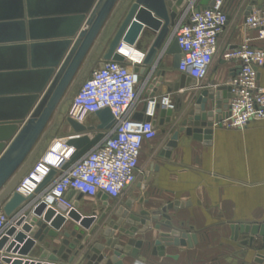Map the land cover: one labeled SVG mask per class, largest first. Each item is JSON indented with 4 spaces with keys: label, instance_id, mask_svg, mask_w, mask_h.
<instances>
[{
    "label": "water",
    "instance_id": "95a60500",
    "mask_svg": "<svg viewBox=\"0 0 264 264\" xmlns=\"http://www.w3.org/2000/svg\"><path fill=\"white\" fill-rule=\"evenodd\" d=\"M124 1L0 0V208L10 218L17 219L0 233V264H81L85 258L86 264H126L127 258H133V264H146L140 259L146 243L137 239V234L147 233L152 228L170 229L160 232L158 244L150 245V253L154 256L176 259L177 256L166 253L168 247L193 249L200 242L196 232L182 231L173 225L168 212L184 207L181 201L170 202L151 212L145 209L136 212L134 205H143L144 198H129L114 208L109 197L104 195L106 211L99 218H83L75 209L64 215L45 203L29 213L31 198L16 191L57 124L62 106L82 82ZM215 1L200 0L192 12H199ZM259 2L250 0L245 14L248 15ZM187 3L188 0H134L102 55L100 65L106 60L124 62L126 58L121 54L124 44L141 49L142 37L154 35L146 50L144 66L136 67L135 71L140 73V80L145 81L160 68L147 91L155 95L167 73L163 58L172 55V67H179L182 51L172 28ZM185 86L201 89V92L168 145L176 146L180 132L211 144L215 126L223 127L222 121L230 114V87L202 88L197 86L195 79L182 75L173 88L179 91ZM182 102V98L178 100L175 110L161 109L159 120L145 114V104L134 119L153 120L165 133L163 126L185 115ZM95 117L98 124H85L67 116V123L73 130L67 144L74 147L75 152L63 170L99 144L105 133L115 126L116 118L110 108L97 111ZM90 132L96 134L91 136ZM57 174V170H51L38 186L37 193L48 188ZM112 213L115 218H111ZM161 216L164 221H160ZM69 219L77 222L72 231L65 229ZM236 228L240 234L249 236L245 245L253 246L256 238L264 243V223H240ZM98 232L102 240L92 243L91 237ZM60 236H63L60 246L46 261L36 262L37 258H45L46 249L42 243L46 237L56 239ZM123 237H128L124 243ZM106 251L111 254L106 255Z\"/></svg>",
    "mask_w": 264,
    "mask_h": 264
},
{
    "label": "crops",
    "instance_id": "0c3cea01",
    "mask_svg": "<svg viewBox=\"0 0 264 264\" xmlns=\"http://www.w3.org/2000/svg\"><path fill=\"white\" fill-rule=\"evenodd\" d=\"M199 2L200 0H198ZM190 3L191 0H188L187 6L181 10L179 18L176 20L177 24L175 23L172 28L174 36ZM248 3L249 0H242L233 7L230 20L224 32L219 36V52L203 82L204 88L227 85L228 78L235 72V63L220 58V53L225 48L235 47L247 38L251 40L252 44L264 47V41L257 39L256 31L249 29L244 23ZM263 4L264 0H260L257 6ZM110 39L108 33V45ZM106 42L105 40L104 45L100 46L92 57L82 81L92 69L99 66L100 58L107 49ZM141 49L146 51L148 48L141 43ZM137 56L138 51L136 58ZM172 61V55L163 58L167 67L165 81L169 87H174L182 76L177 69L172 67ZM259 81L264 86V67L259 71ZM167 87L166 84H163L162 89L166 90ZM200 92L201 89L196 90L185 86L176 93V104L182 98L184 106L182 112H185V115L179 119L177 117L176 122L163 126L166 132H160L154 140L145 144L140 159L138 180L135 185L125 191L122 198V202L130 197L144 198L143 205L140 203L134 205L133 211L136 212H140L142 209L151 212L161 209L170 202H183L184 207L168 212L172 217L173 225L182 231L196 232L200 242L193 249L168 247L166 253L177 256L176 259L154 256L150 253V245L153 247L158 244L160 232L170 229L167 227H162L160 230L152 228L147 233L137 234V239H143L146 243L140 259L146 264H222V261L228 257L235 259L237 257L238 262L235 261L233 264H264L262 239L256 238L253 246L245 245L244 242L249 240L248 235L240 234L235 225H231L227 230L222 227L226 222L264 223V120L251 121L244 129L220 128L217 125L212 135L211 144L208 145L194 139L186 132H180L176 139V146L169 147V141L181 126L182 120L194 107ZM159 93L161 92L159 91L157 94ZM174 93H172L173 96ZM143 99H138L127 110V114L132 118L143 111L145 106V99ZM161 116V112H159V118ZM96 120L98 124V119L96 118ZM84 123L91 124L86 120ZM64 128L69 132L62 136L73 133L69 124H66ZM89 134L95 135L94 132ZM60 137L57 136L55 139ZM39 156L40 154L38 158H40ZM93 205L103 204L97 199L84 198L76 210L83 218L91 217V206ZM35 207H31L28 212L32 213ZM111 218H115V216H111ZM164 220L161 216L160 221ZM75 225L77 222L74 219H69L65 229L72 231ZM191 227L194 228L193 231L190 229ZM62 239L63 236L56 239L46 237L42 243L46 249V252L42 253L45 258H37L36 262L46 261L50 253L60 246ZM101 240L100 232L91 237L92 243ZM127 240L128 237L122 238L123 243ZM110 254L111 252L106 251V255ZM134 261L133 258H127L125 263L133 264ZM86 262L85 258L81 264H86Z\"/></svg>",
    "mask_w": 264,
    "mask_h": 264
},
{
    "label": "built area",
    "instance_id": "2783aa9c",
    "mask_svg": "<svg viewBox=\"0 0 264 264\" xmlns=\"http://www.w3.org/2000/svg\"><path fill=\"white\" fill-rule=\"evenodd\" d=\"M240 1L216 0L213 5L193 13L198 0H191L186 15L181 19L175 32L182 51L177 70L181 75L195 79L198 87L203 86L210 72L219 52V36L230 20L233 7ZM244 19L245 25L256 31L257 39L264 41V4L255 6L248 15H244ZM138 51L141 55L139 61L131 62L127 58L124 62L106 60L103 66L100 61L99 66L82 81L68 116L84 123L88 116L110 108L116 118L115 126L67 170L62 168L75 149L67 144L69 135L58 138L16 187L17 192L31 198V207L45 203L48 208L68 215L78 209L76 204L80 206L84 198L97 199L103 204L102 197L107 195L110 203L120 199L128 188L136 184L144 146L154 140L161 129L153 120H135L127 110L144 90L145 114L152 119H160L161 109L176 108L171 93L147 94L149 78L141 81L140 73L135 71L136 67L144 66L146 51ZM220 58L236 65L235 72L226 82L230 87V114L222 121L223 127L244 129L251 121L264 120V86L259 81V71L264 67V47L252 44L247 38L235 47L225 48ZM53 169L58 171L55 180L43 192L37 193L38 186ZM16 220L0 209V233Z\"/></svg>",
    "mask_w": 264,
    "mask_h": 264
},
{
    "label": "rangeland",
    "instance_id": "374dc122",
    "mask_svg": "<svg viewBox=\"0 0 264 264\" xmlns=\"http://www.w3.org/2000/svg\"><path fill=\"white\" fill-rule=\"evenodd\" d=\"M134 2V0H125L124 2H123V4H122V6H121V8H120V10H119V12H118V14L116 15V17L113 19V21H112V23H111V26H110V28H109V31L107 30V32H106V35H105V37H104V40H106L107 42V47H108V33H109V36L112 38L113 37V35L115 34V32L117 31V29H118V27L120 26V24H121V22L123 21V19H124V17H125V15L127 14V12H128V10H129V8H130V6L132 5V3ZM177 24V23H176ZM153 38H154V35H152L151 37H147V36H144V37H142V39H141V43H143V44H145L146 46H147V48L150 46V44H151V42H152V40H153ZM111 40V39H110ZM104 43H105V41L102 43V45L101 46H103L104 45ZM100 61H101V58H100ZM160 68H158V69H156L155 70V72H153L152 74H150L149 75V80H147V83L146 84H148V85H150V84H152V81H153V79H154V77H156V73H157V71L159 70ZM91 72V71H90ZM82 83V82H81ZM81 83H80V85H81ZM163 84H166L168 87H167V89L166 90H163L162 88H163ZM163 84H162V86L161 87H159L158 89H157V91H156V94L160 91L161 93H159V94H157V95H161V94H163V93H171V96H172V98H173V101L176 103V101H175V98H176V93H178L179 91H175L174 90V88H173V86L172 87H169V84L165 81V82H163ZM80 85L75 89V91H74V93H73V95L71 96V98L68 100V101H66L65 103H64V105L62 106V109H61V112H60V116H59V120H58V122H57V124L52 128V130L50 131V133L48 134V136H47V138H46V140H45V143H44V145H43V149H42V153L40 152V158L43 156V154L49 149V148H51V147H53L55 144H56V139H55V137H57V136H62V135H65L67 132H69L66 128H64V126L66 125V124H68L67 123V116H68V113H69V111H70V109H71V106H72V102H73V99H74V96H75V94L77 93V91H78V89H79V87H80ZM166 91V92H165ZM175 92V93H174ZM172 93H174L175 95L173 96L172 95ZM141 95H140V97H139V100H142L143 98L144 99H146V91L144 90V91H142L141 93H140ZM143 99V100H144ZM86 121L88 122V123H91V124H97V120H96V118L95 117H92V116H88L87 117V119H86ZM94 134H96V132H94ZM53 139H55L54 141H53ZM48 148V149H47ZM39 158H37V160H38ZM91 201V200H90ZM1 209V208H0ZM231 225H235V228H236V226H237V223H228V222H226V223H224L223 224V228L224 229H229L230 228V226ZM221 227V228H222ZM227 242H228V244H230V242L227 240ZM238 243V242H237ZM238 262V260H237V257H236V259L235 258H231V257H228V259H226V260H223L222 262V264H233L234 262Z\"/></svg>",
    "mask_w": 264,
    "mask_h": 264
},
{
    "label": "flooded vegetation",
    "instance_id": "af4514ba",
    "mask_svg": "<svg viewBox=\"0 0 264 264\" xmlns=\"http://www.w3.org/2000/svg\"><path fill=\"white\" fill-rule=\"evenodd\" d=\"M174 87H175V85H174ZM73 93H72V95H73ZM122 198H123V196L120 199L115 200L112 203H110V205H112L114 208H117L118 206L124 204L128 200L127 199L126 201H123L122 202ZM130 198H136V197H130ZM137 199H140V198H137ZM91 207H92L91 208L92 209L91 216H95L96 218H99L106 211V209H107V207L104 206V205H93ZM109 212H111V211H109ZM112 216H115V215H113V213H112Z\"/></svg>",
    "mask_w": 264,
    "mask_h": 264
},
{
    "label": "bare ground",
    "instance_id": "6f19581e",
    "mask_svg": "<svg viewBox=\"0 0 264 264\" xmlns=\"http://www.w3.org/2000/svg\"><path fill=\"white\" fill-rule=\"evenodd\" d=\"M137 51L138 49L134 48V46H131L129 44H124L121 48V54L131 62L139 61L141 59L139 51L138 56L136 58Z\"/></svg>",
    "mask_w": 264,
    "mask_h": 264
}]
</instances>
